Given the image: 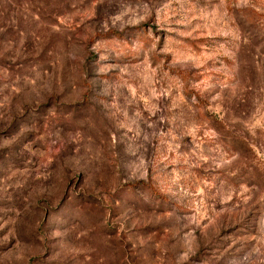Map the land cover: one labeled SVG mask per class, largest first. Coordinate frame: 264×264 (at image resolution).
<instances>
[{"label": "rangeland", "instance_id": "obj_1", "mask_svg": "<svg viewBox=\"0 0 264 264\" xmlns=\"http://www.w3.org/2000/svg\"><path fill=\"white\" fill-rule=\"evenodd\" d=\"M0 264H264V0H0Z\"/></svg>", "mask_w": 264, "mask_h": 264}]
</instances>
